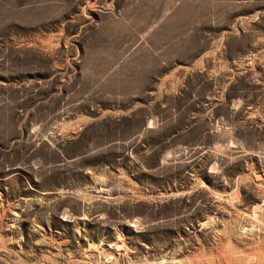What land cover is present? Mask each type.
Segmentation results:
<instances>
[{
	"label": "rangeland",
	"instance_id": "rangeland-1",
	"mask_svg": "<svg viewBox=\"0 0 264 264\" xmlns=\"http://www.w3.org/2000/svg\"><path fill=\"white\" fill-rule=\"evenodd\" d=\"M0 264H264V0H0Z\"/></svg>",
	"mask_w": 264,
	"mask_h": 264
}]
</instances>
